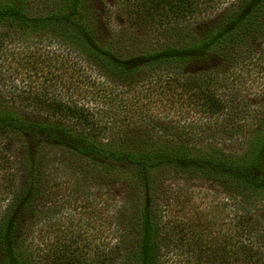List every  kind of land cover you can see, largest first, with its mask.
Instances as JSON below:
<instances>
[{
    "label": "trees",
    "instance_id": "1",
    "mask_svg": "<svg viewBox=\"0 0 264 264\" xmlns=\"http://www.w3.org/2000/svg\"><path fill=\"white\" fill-rule=\"evenodd\" d=\"M222 1L226 0H118V5L131 26L149 30L183 24ZM228 1L229 7L208 32L138 50L120 37L103 35L93 0H0V25L59 32L79 47L81 55L121 78L139 73L142 67L154 70L157 83L166 84L178 98H190L206 117L231 116L225 120L229 127L222 129L237 136L236 142L229 138L221 144H202L195 140L197 132L190 131L136 152L104 142L101 135L110 129L109 122L87 106L67 104L45 92L13 94L14 101L31 109L0 105V264H160L163 225L156 181L166 170L213 175L235 184L241 193L264 199V114L247 132L240 114L243 109L235 106L241 102L219 90L217 73L185 72L192 61L217 56L233 62L232 74L254 72L264 77V44L257 54L252 45L256 35L264 34V0ZM228 81L231 77L224 83ZM53 148L68 149L91 166L123 177L133 190L140 186L144 191L135 205L139 220L130 251L116 242L92 253L88 248L82 252L61 235L44 248L26 238L23 217L53 197L44 187L51 165H61ZM241 208L234 224L232 256L236 264H264V215ZM206 254L201 257L207 259Z\"/></svg>",
    "mask_w": 264,
    "mask_h": 264
},
{
    "label": "rangeland",
    "instance_id": "2",
    "mask_svg": "<svg viewBox=\"0 0 264 264\" xmlns=\"http://www.w3.org/2000/svg\"><path fill=\"white\" fill-rule=\"evenodd\" d=\"M93 4L105 37H120L132 48L144 50L208 32L230 2L222 1L183 24L149 30L131 26L118 0H93ZM256 36L252 45L257 54L264 34ZM79 51L71 39L50 29L0 25V105L31 109L27 103L14 101L13 94L45 92L67 104L87 106L103 122H109L110 129L101 135L104 142L136 152L190 131L197 132L195 140L202 144H221L229 138L237 141L236 135L222 129L229 127L225 120L230 121L231 116L226 114L223 120L206 117L190 98H178L166 84L157 83L156 71L142 67L139 73L121 78ZM208 70L220 77L215 84L226 97L241 102L235 106L243 109L240 114L248 132L264 114V77L254 72L232 74L233 62L217 56L194 60L185 72ZM224 76L231 81L222 82ZM54 153L61 165H51L53 170L44 186L53 197L23 217L26 238L44 248L61 235L82 252L88 248L92 253L116 242L130 251L137 237L139 215L135 205L144 194L141 187L133 190L123 177L91 166L68 149L53 148ZM156 190L163 225L160 264H236L232 254L238 209L264 215L262 196L241 193L235 184L213 175L162 171ZM205 252L207 259L201 257Z\"/></svg>",
    "mask_w": 264,
    "mask_h": 264
}]
</instances>
